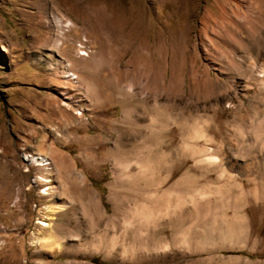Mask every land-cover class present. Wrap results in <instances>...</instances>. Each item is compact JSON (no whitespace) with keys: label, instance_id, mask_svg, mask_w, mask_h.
<instances>
[{"label":"rangeland","instance_id":"obj_1","mask_svg":"<svg viewBox=\"0 0 264 264\" xmlns=\"http://www.w3.org/2000/svg\"><path fill=\"white\" fill-rule=\"evenodd\" d=\"M0 264H264V0H0Z\"/></svg>","mask_w":264,"mask_h":264},{"label":"bare ground","instance_id":"obj_2","mask_svg":"<svg viewBox=\"0 0 264 264\" xmlns=\"http://www.w3.org/2000/svg\"><path fill=\"white\" fill-rule=\"evenodd\" d=\"M58 23H60V21H58ZM81 55H83V56H88L86 53H81ZM65 74H66V77H70V76H72L73 74L72 73H69L68 72V70H65V72H64ZM76 78V76H74L72 79H75ZM128 114V113H127ZM125 118V117H124ZM124 120V119H123ZM121 129V128H120ZM121 134V133H120ZM115 151V150H114ZM205 151V150H204ZM45 160L46 159H44L43 157H38V156H33V155H30V154H25V158H24V161H26V162H28V163H30V164H32V165H34V166H38V167H44L45 165H46V163H44L45 162ZM40 180H42V181H46V182H48V180H46L45 178H43V177H40L39 178ZM50 218H52L51 216H50ZM45 226V225H44ZM52 238H51V235L50 234H48V236L47 237H45V238H43L42 240H44V241H50Z\"/></svg>","mask_w":264,"mask_h":264},{"label":"trees","instance_id":"obj_3","mask_svg":"<svg viewBox=\"0 0 264 264\" xmlns=\"http://www.w3.org/2000/svg\"><path fill=\"white\" fill-rule=\"evenodd\" d=\"M91 262H92V263H95V262H96V260H95V259H91Z\"/></svg>","mask_w":264,"mask_h":264}]
</instances>
